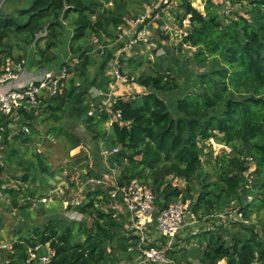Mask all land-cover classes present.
<instances>
[{
  "label": "trees",
  "instance_id": "16d2710c",
  "mask_svg": "<svg viewBox=\"0 0 264 264\" xmlns=\"http://www.w3.org/2000/svg\"><path fill=\"white\" fill-rule=\"evenodd\" d=\"M110 1L32 0L29 5L9 12L0 10V59L5 54L14 55L13 49L28 52V48L33 47L36 50L31 64L37 69L47 68L60 56L62 65L74 61L69 65V72L79 76V84L69 81L64 94L43 103L42 108L45 107L47 113L43 121L49 124L46 133L62 138L70 151L78 145H86L88 138L69 133L61 124L67 117H79L97 144L94 153L100 154L105 148L117 149L108 155V161L109 169L118 171V187L137 180L154 192L159 209L180 197L183 201L191 199L193 211L204 215H213L236 203L238 205L234 206L242 216L255 213L264 227V0H231L240 8L248 1L251 9L241 12L239 8L229 18L223 15L222 0H205V12L194 7L193 0H180L176 17L181 29L186 20L188 27L179 42V51L186 49L185 46L193 50L192 58L185 57L188 62L195 61L201 70L178 81L171 67L158 65L150 73L139 76L138 83L146 92L133 99L116 98L110 110L90 115L86 96L90 87L100 82L97 76L92 79L88 76L94 61L87 39L91 35L100 41L104 36L117 37L114 31L127 20L124 3L117 7L105 6ZM67 27L71 28L68 39ZM165 38L169 39V35ZM112 57L113 53L109 52L97 73L104 71ZM178 90L182 92L177 94L171 108L163 95ZM117 113L120 117H115ZM20 114V134L23 139L29 138L30 132L25 133L21 126L27 125L30 131L31 128L35 131L30 121L38 115L25 109L20 110ZM10 122L7 116L0 117V123L5 126ZM107 122H111V137L105 127ZM212 140L231 150L224 149L215 156L213 145L209 143ZM47 158L46 153L40 152L36 164L20 161L25 170L22 174L17 173L18 167H9L11 156L5 159L8 171L13 170L12 175L27 184V188L23 184L13 193L12 207L20 214L31 212L30 201L27 199L19 205L16 197L19 193L32 197L33 191L28 188L31 174L38 170L45 175L53 173ZM79 161L69 165L71 170ZM251 161L256 164L253 171H249ZM85 167L88 165H82L81 169ZM96 167L98 170L88 168L86 179L100 178L104 171L111 172L103 168L102 161ZM210 169L215 170V175ZM63 170L64 167H60L59 172ZM251 174L256 177L254 183H250ZM170 177L185 180L186 186L173 185ZM39 179L41 177L34 174L33 181ZM87 187L81 203L71 204L73 198L68 208L91 219V225L83 219L57 215L43 223L29 224L26 230L18 228L14 232L17 238L12 239L15 240L13 251L8 253L10 264H25L29 248L38 243L49 244L54 252V264H118L133 260L139 254V237L129 231L124 237L120 235V231L127 228L128 214L126 217L112 206L104 207L112 202L110 189L104 185L88 184ZM245 188L253 198L250 202L243 201ZM44 206L42 202L38 208ZM5 210L11 211L10 208ZM223 230L228 237L215 230L195 236L196 242L201 244L199 261H181L167 255L185 264H264V231L259 234L248 225ZM159 240L149 246L162 247ZM130 246L135 249L130 251ZM117 250L122 251L118 259L114 258Z\"/></svg>",
  "mask_w": 264,
  "mask_h": 264
},
{
  "label": "rangeland",
  "instance_id": "374dc122",
  "mask_svg": "<svg viewBox=\"0 0 264 264\" xmlns=\"http://www.w3.org/2000/svg\"><path fill=\"white\" fill-rule=\"evenodd\" d=\"M31 1L32 0H0V10L9 12L18 6H27ZM179 1L180 0H176L172 8H166L164 5L157 7V0H111L110 2H106L105 6L107 7H117L118 4L122 5V3H124L125 6L123 5V9L127 11L125 15V19L127 20L120 25L128 28H131L130 25H128L129 19L136 17L138 14L150 13L152 15L150 21L154 29V37L150 42L139 43L137 46H134L133 49L127 50V52H121L123 42L118 38V36H120L119 27L114 31V35H117V37L104 36L103 40H98V42L95 41L96 38L92 35L87 39L89 43L87 48L93 49L90 55L94 61L88 69V76L90 79L97 76L98 81L100 82L98 85L91 86L89 93L86 96L85 103L90 105V115L91 112L95 113L96 111H101L102 108L100 107V104L103 99H116L119 97L133 99L138 94L146 92L147 89L138 83L139 76L150 73L153 68H158V65L171 67L178 81H183L188 74L201 70L195 61L189 60L188 62L185 57V55H188L192 58L193 50H190L185 46L186 49L179 51V42L182 36L185 35L184 30L185 27H187L185 21V27L181 29L180 22L176 17V10L180 3ZM248 3V1L244 2L245 6L240 8L241 12L250 11L251 8L248 6ZM192 4L198 10L205 12V0H193ZM250 16L251 13L249 12V17ZM70 35L71 28L67 27L66 39H68ZM167 35H169V39L165 38ZM103 47L106 49H103ZM34 50L36 49H33V47H29L28 52L20 49H13V54L14 56L21 55L22 57H25L27 59V68H32L31 59L33 58ZM109 52L113 53V57L106 64L104 71L101 74L97 73L101 64L106 60ZM139 61H142V63L140 64ZM62 62L63 57L60 56L55 61L48 64L47 68L59 67L62 65ZM116 62L120 65L121 72L128 81L121 82L114 75L113 71ZM69 63L72 65L74 61L69 60ZM34 70L36 71L38 69L35 68ZM71 80H75L77 85L80 82L79 76L74 74H71L69 81L71 82ZM86 85L87 84L84 86ZM181 92L182 90L171 91L164 94L163 97L171 106V103L176 99L177 94ZM44 105L45 104L41 106ZM171 108H173V106H171ZM45 110V107L42 109L39 108L38 116L30 121L32 122V125L36 127V130L32 132L31 128L29 138H24L26 140H24L23 136L20 134V129L15 127L10 134L11 139H9V142L6 143V140L4 141L2 149H5V151L2 153L5 159H10L11 156V160H8L9 167H18V174H22L25 171L23 168L24 166H20V161H29L32 164H36V158L39 156L40 152L48 155L47 162L53 173L51 175H45L38 170L37 173L31 174V180H29L28 183V188L30 189L31 187V191H33V194H31L32 197H47V201L44 202V208H38L39 205L37 207L34 206L30 209L31 212H29V214H20L19 211L9 212L0 207V241L16 239L17 235L14 232L18 228L26 230L29 224L43 223L48 218L57 215L67 219H83L87 222V225H91L92 223L91 219L84 217L77 212L71 211L68 206L70 205V200L73 198H80L83 200L85 193L88 190V183L85 177L89 175L88 168L98 170L96 167L97 163H101L102 161L103 168L110 170L109 168L111 165L109 164L108 156L103 154V152L100 154L98 152L94 153V147L97 146V144L90 137L91 131L81 122L79 117H67L61 122V124L67 128L69 133H74V135L76 133V135H80L82 138H88L90 140L88 144L78 145L79 148H74L75 150H71V152L70 147L68 145L65 146L66 142L62 138H57L54 135L52 136L51 134L46 133L49 124L43 121L47 114ZM110 124L111 122L105 124L108 131V137H111ZM209 143L213 145L215 156L224 149L226 151L231 150V147L217 143L214 140ZM98 144L103 148L102 142H99ZM237 145L239 147L242 146V144L238 142ZM83 146L84 148L81 150L80 147ZM12 150L14 152H12ZM8 154L11 155L9 156ZM85 157H87V159H84ZM79 159L80 161L75 164L76 167L74 170H71L69 165ZM82 165H88V168L85 167L84 169H81ZM60 167H64L65 170L59 172ZM205 168L208 169V165H205ZM255 168V162L251 161L249 171H253ZM110 171L111 172L104 171L103 175L106 179V183L103 185L107 189H110L109 191L115 186V173H117L118 176L117 170ZM214 172V169H210V173L215 175ZM12 173L13 170L7 172V174L10 175ZM34 174L38 177L40 176L41 179L34 182ZM214 175L212 176L213 178L215 177ZM250 177V183H254L256 181L255 175L251 174ZM170 179L173 185H178L181 188L186 186V181L183 179L172 177H170ZM40 181H43V186L40 184ZM195 187H198L197 184ZM252 189H255L254 186ZM197 195L198 193L195 192L194 197ZM110 197L112 199V202H110L111 204L109 205L106 203L104 207L109 209V206H115L113 209L119 214L123 213L126 216L127 212L121 205L120 200L114 199L111 195ZM242 197L243 201L248 202L253 199L249 194L248 188H245ZM176 201L183 200L180 197L174 198L170 202L173 203ZM186 201H189L191 205L189 216L186 224L179 233L169 241L164 238L159 240L160 237L156 234H153L150 238L151 242L159 240L158 242L162 244L161 246L167 249L166 251L168 255L174 256L181 261H199L198 248H201V244L196 242L195 236H199L205 231L215 230L220 232L224 237H228L223 230L224 227L237 229L241 225H248L252 226L259 234H262L264 231L260 216L255 213H251L247 217L242 216L239 209L235 208V206L238 205L236 203H234L232 207L216 212L213 215H204L201 211L199 213L193 211L191 199ZM21 204L22 202H19V205ZM217 228L218 230H216ZM127 232L128 227L125 228V230L120 231V235H123L124 237V234ZM171 251L174 252L171 253ZM121 252V250H117L114 253V258L118 259Z\"/></svg>",
  "mask_w": 264,
  "mask_h": 264
},
{
  "label": "built area",
  "instance_id": "2783aa9c",
  "mask_svg": "<svg viewBox=\"0 0 264 264\" xmlns=\"http://www.w3.org/2000/svg\"><path fill=\"white\" fill-rule=\"evenodd\" d=\"M175 2L176 0H157V7L164 5L166 8H172ZM239 8L240 5L231 0H222V11L225 17H233L234 12ZM151 18L150 13L138 14L128 20V25L131 28L119 26L120 36L118 38L123 42L121 52H127L139 43H148L153 39L154 29L151 25ZM186 24L188 27L187 20ZM185 31L184 33H186ZM95 41L98 42V39L96 38ZM69 65L70 63L60 67L39 69L28 82L16 83L26 71L27 59L8 54L3 55L0 59V117L7 116L11 119L8 126L0 123V207L4 210L10 208L9 212L19 211L12 207L13 193L19 191L24 184L21 179L7 174L8 168L2 153L4 141L11 139L12 130L15 127L18 128V120L21 118L20 110L25 109L37 115L45 100L64 94L71 76ZM113 73L119 81H128L122 74L118 62L114 65ZM115 100V98L103 99L100 104L101 110H110ZM115 117H120V113H117ZM21 127L25 133L30 132L27 125ZM7 132L9 134L6 137ZM116 151L117 149H113V151L104 149L103 154L108 156ZM104 177H90L87 179V183L92 186L103 185L106 183ZM114 180L116 183L110 191V195L114 199L120 200L128 214L129 234L139 237V254L133 260L122 262V264H185L171 259L167 255V249L160 246H149V244L153 234L169 241L179 233L189 216L190 202L176 201L159 209L156 196L149 187L140 184L137 180H133L124 187H118L117 173H115ZM23 186L27 188V184ZM16 197L19 202L28 199L30 208L37 207L40 203L47 201V197H25L24 193H19ZM81 201L82 199L75 198L71 204L78 205ZM14 241L12 239L0 241V264H10L11 259L8 253L13 251ZM134 249V246L129 247L130 251ZM53 255L54 252L48 243H38L29 248V257L25 264H54Z\"/></svg>",
  "mask_w": 264,
  "mask_h": 264
},
{
  "label": "crops",
  "instance_id": "0c3cea01",
  "mask_svg": "<svg viewBox=\"0 0 264 264\" xmlns=\"http://www.w3.org/2000/svg\"><path fill=\"white\" fill-rule=\"evenodd\" d=\"M31 66H32V64H31ZM35 69V67L33 68V66H32V68H27V66H26V71L22 74V76H21V78L19 79V80H17L16 81V83H26V82H28V80L31 78V76L34 74V73H36V72H38V70H34ZM79 147H77V148H75V149H78ZM81 148V150L84 148V146L83 147H80ZM75 149H73V150H75ZM72 150V151H73ZM85 150V149H84ZM71 151V152H72ZM86 153V152H85ZM82 215V214H81ZM127 226V225H126ZM126 260H123V261H121L120 263H118V264H122V262H125ZM127 262V261H126Z\"/></svg>",
  "mask_w": 264,
  "mask_h": 264
},
{
  "label": "bare ground",
  "instance_id": "6f19581e",
  "mask_svg": "<svg viewBox=\"0 0 264 264\" xmlns=\"http://www.w3.org/2000/svg\"><path fill=\"white\" fill-rule=\"evenodd\" d=\"M53 136V135H52ZM56 143V142H55Z\"/></svg>",
  "mask_w": 264,
  "mask_h": 264
},
{
  "label": "water",
  "instance_id": "95a60500",
  "mask_svg": "<svg viewBox=\"0 0 264 264\" xmlns=\"http://www.w3.org/2000/svg\"><path fill=\"white\" fill-rule=\"evenodd\" d=\"M88 47V46H87Z\"/></svg>",
  "mask_w": 264,
  "mask_h": 264
}]
</instances>
